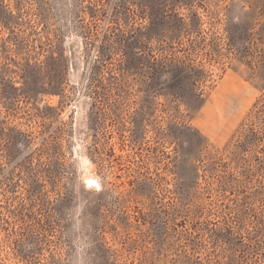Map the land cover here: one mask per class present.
<instances>
[{
  "label": "rangeland",
  "instance_id": "1",
  "mask_svg": "<svg viewBox=\"0 0 264 264\" xmlns=\"http://www.w3.org/2000/svg\"><path fill=\"white\" fill-rule=\"evenodd\" d=\"M54 10L0 0V264H68L77 198L96 264H264V0Z\"/></svg>",
  "mask_w": 264,
  "mask_h": 264
},
{
  "label": "clouds",
  "instance_id": "2",
  "mask_svg": "<svg viewBox=\"0 0 264 264\" xmlns=\"http://www.w3.org/2000/svg\"><path fill=\"white\" fill-rule=\"evenodd\" d=\"M53 15L57 18V22L61 27H71L70 20H72L75 9V0H54ZM233 22L238 23L239 20ZM76 183L79 188L83 186L84 190H88V185H85L77 177ZM100 191V187H96ZM87 201L77 198L72 206L69 208V220L65 239L69 244L68 264H96L93 249L95 247L94 241L91 237V226L88 230H84L83 217L86 214ZM86 257L88 258L86 260Z\"/></svg>",
  "mask_w": 264,
  "mask_h": 264
},
{
  "label": "trees",
  "instance_id": "3",
  "mask_svg": "<svg viewBox=\"0 0 264 264\" xmlns=\"http://www.w3.org/2000/svg\"><path fill=\"white\" fill-rule=\"evenodd\" d=\"M253 81V83L255 84V85H257L258 86V83L256 82V81H254V80H252Z\"/></svg>",
  "mask_w": 264,
  "mask_h": 264
}]
</instances>
